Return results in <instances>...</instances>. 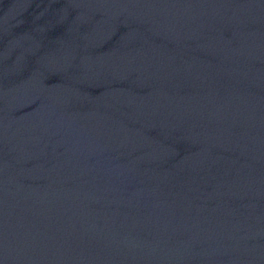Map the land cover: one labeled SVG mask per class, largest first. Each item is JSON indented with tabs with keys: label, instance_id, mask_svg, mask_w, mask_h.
<instances>
[{
	"label": "water",
	"instance_id": "obj_1",
	"mask_svg": "<svg viewBox=\"0 0 264 264\" xmlns=\"http://www.w3.org/2000/svg\"><path fill=\"white\" fill-rule=\"evenodd\" d=\"M0 264H264V0H0Z\"/></svg>",
	"mask_w": 264,
	"mask_h": 264
}]
</instances>
